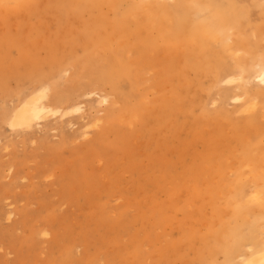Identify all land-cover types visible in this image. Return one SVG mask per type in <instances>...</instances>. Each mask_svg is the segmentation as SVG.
<instances>
[{"label": "rangeland", "instance_id": "rangeland-1", "mask_svg": "<svg viewBox=\"0 0 264 264\" xmlns=\"http://www.w3.org/2000/svg\"><path fill=\"white\" fill-rule=\"evenodd\" d=\"M59 1L35 0L32 9L0 11V264H62L66 261L61 252L69 238L74 251L67 264H166L167 258L172 264H198L195 252L201 247L200 237L207 230L212 207L206 200L192 197V186L185 182L193 178L190 185L202 188L210 180L207 171L211 168L213 172L221 159L225 166L239 161L236 156H242L244 150L241 145H232L237 138L233 124L253 113L238 112V104L223 105L224 87L220 86L208 94L217 101L208 109L223 107L229 119L221 116L207 123L201 117V107L207 94L202 87L208 85L209 77L187 68L175 58V51L162 50L158 42L146 43L151 58L139 70L135 88L126 78L120 81L116 93L115 81L103 80L100 69L104 59L117 49L122 34L114 30L112 22L117 11L120 15L126 12L127 0L117 11L111 7L112 0L75 10L69 5V11L62 10ZM206 1L201 0L205 5L202 14L234 2L250 15L251 22L244 23L263 22L264 0H215L211 7ZM150 2L160 3L145 1ZM137 23H132V30ZM84 24L88 31L84 27V32ZM250 26L247 34L252 32ZM139 30L135 33L145 31L150 39L157 35L144 27ZM230 32L232 38L237 37L236 29ZM102 42L106 43L105 55ZM94 51L97 55L92 65H85L82 60ZM131 51L133 61L145 60L134 49ZM235 51L226 52L230 63L238 61ZM239 54L244 55L243 51ZM169 57L175 59L168 62ZM174 64L175 70L170 69ZM180 75L184 81L199 80L185 91L187 99L193 97L194 109L177 116L169 131L164 128L161 135L134 136L127 146L118 142V132L105 140L98 138L107 117L114 112L115 129H136L141 118L130 122L118 115L124 103L138 105L140 114L141 106L156 96L170 98ZM160 83L163 85L157 86ZM44 84L50 86L49 97H70V101L54 106L64 110L77 104L82 109L64 117L49 115L29 132L12 126L11 110ZM249 87L254 93L253 85ZM101 96H107L108 101L102 102ZM261 115L264 124V111ZM96 117L101 118V124L90 126ZM154 121L152 118L149 123ZM85 130L89 132L83 135ZM217 136L221 140L214 143ZM210 153L216 158L204 160ZM192 229L198 235L190 239ZM54 239L58 241L54 243ZM135 244L142 248L136 257L131 253Z\"/></svg>", "mask_w": 264, "mask_h": 264}, {"label": "bare ground", "instance_id": "bare-ground-1", "mask_svg": "<svg viewBox=\"0 0 264 264\" xmlns=\"http://www.w3.org/2000/svg\"><path fill=\"white\" fill-rule=\"evenodd\" d=\"M34 1L0 0V11L32 9L31 6L35 5ZM123 1L112 0L111 7L117 11ZM145 1L127 0L126 12L120 15L117 11V18L113 20L112 25L115 26L114 30L122 36L118 40L115 53L104 59L100 77L103 80H114L117 88L116 93L120 91V81L126 78L135 88L136 82L140 79L139 70L142 66L147 65L148 59L151 58L149 55L151 50L147 49L146 43L156 44L158 42L162 50L170 53L175 51L178 54L175 58L179 61L181 59L187 68L209 77L208 85L202 87L207 94L201 107L203 112L201 117L206 119L207 123V120H218L221 116L229 119V113L223 107L214 111L208 109V105L217 102L208 94L212 89L220 86L224 87V91L221 93L223 105L238 104L240 110L238 112L253 113L240 121H234L233 124L237 138L232 145H241L244 150L242 156H236L239 161H232L230 165L227 162L225 166V161L221 159L213 172L211 168L207 171L210 173V180L202 188L190 185L194 181L193 178L185 184L192 186V197L201 198L204 202L206 200L212 207V216L206 222V232L200 237L201 247L196 249L195 261L197 260L198 264H264V124L260 122L261 114L264 111V19L259 24L244 23L251 22L250 15L246 8L234 2L216 10L210 11L209 9L208 14H202L201 11L205 5L201 0H169L174 2L173 5L167 4V0H154V2L160 3L150 2L147 4ZM206 3L207 7L216 4L215 0H208ZM101 4H103L102 0H61L58 2V6L67 11H69V5L75 10L76 7L78 9L79 7H98ZM142 11H147V14L142 15ZM137 19L140 20L135 21ZM134 22L138 23L137 27L132 30L131 25ZM86 25L82 26L84 32L85 29L88 31ZM249 25L252 29L251 34H247ZM142 27L156 32L155 38L150 39L145 31L135 33ZM234 29L237 30V37L232 38L230 31ZM137 34H139L138 38H136ZM131 39L136 42L133 43ZM215 41L217 44L213 46ZM105 45V42L101 43L102 48L105 49L103 55L106 54ZM132 49L145 60L141 63L138 59L133 61L129 54ZM229 51L238 53L239 57L236 63L229 62L226 56V52ZM240 51H243L244 55H240ZM95 54L97 55V52H91L89 57L82 60L85 65H92V58L96 57ZM173 59L169 57L167 61L170 62ZM166 69H168L167 64ZM170 69L175 70V64L170 65ZM39 82H44V79H39ZM177 83L175 87H172L170 98H163L162 95L156 96L151 103L141 106L140 114L137 113L136 106L138 105L126 101L121 109L122 113H118V115L130 122L141 118L139 126L134 130L115 129L112 116L116 113H110L106 124L101 127L98 133V138L105 140L112 132H118V142L127 146L134 136L143 137L155 132L161 135L164 128L169 131L177 116L193 112V97L187 99L185 91L186 87L192 83H199V80L188 78L184 81L183 76L180 75V80ZM54 84L59 88L57 82ZM250 84L254 87V93H250V89H252L249 87ZM161 85L163 83L157 84V86ZM242 89H244L242 93H237ZM49 90L50 86L44 84L40 89L20 100V104L11 110L13 113L12 126L29 132L34 127L41 126L49 115L64 117L70 112L77 113L82 109L77 104L69 105L64 110L54 106L53 104L56 102L70 101V97L54 94L50 95V97L52 96L50 98ZM94 93V91L89 92L87 97ZM101 98L102 102L108 101L107 96H101ZM152 118L155 119V123L150 124L149 121ZM100 119V117L92 119L89 125L99 126ZM163 123L165 125H162ZM88 132L85 130L83 135ZM211 137L213 138V136ZM213 140L214 143H218L221 136H217ZM214 143H210L209 146ZM253 150H259L260 153L254 155L252 154ZM211 158H216L215 153H210L204 160L211 161ZM222 168H225L226 171ZM175 204L174 207L177 206ZM201 218L203 219V217ZM190 223L192 222L190 221ZM189 234V238L192 239L198 235V232L192 229ZM69 239V244H65V249L61 252L62 260L67 263L74 251L73 241L71 238ZM57 241L53 240L54 243ZM139 249L142 250L135 244L133 252L131 251L132 254L135 253L134 257L137 256L136 252ZM219 255L222 256V261H218ZM66 262L62 264H67ZM90 262L93 263L92 260ZM166 264H172L169 263V258L166 259ZM188 264H194V262L188 261Z\"/></svg>", "mask_w": 264, "mask_h": 264}]
</instances>
